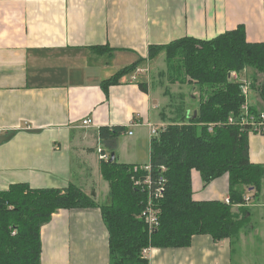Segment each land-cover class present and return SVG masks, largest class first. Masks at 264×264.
Instances as JSON below:
<instances>
[{"label": "crops", "instance_id": "obj_1", "mask_svg": "<svg viewBox=\"0 0 264 264\" xmlns=\"http://www.w3.org/2000/svg\"><path fill=\"white\" fill-rule=\"evenodd\" d=\"M238 27L247 43L264 44V0H0V192L14 185L64 191L73 183L106 203L99 148L113 152L118 164L146 166L157 136L150 130L158 134L198 112L197 87L186 92L179 88L184 85L154 83L165 54L150 58L149 48L186 38L210 41ZM134 65L102 89V82ZM237 74L248 82L252 77L247 70ZM249 101L256 112L264 108L254 89ZM86 119L92 124L83 126ZM114 127L127 132L98 138L99 129ZM247 142L251 164L264 171V134L249 132ZM191 181L194 201H229L227 175L204 186L192 170ZM247 194L254 223L235 243L197 235L187 247H149L147 264H264V174L259 196L252 198L251 189ZM252 236L261 258L246 263L241 253ZM40 241V264H109L98 208L56 212L41 227Z\"/></svg>", "mask_w": 264, "mask_h": 264}, {"label": "trees", "instance_id": "obj_2", "mask_svg": "<svg viewBox=\"0 0 264 264\" xmlns=\"http://www.w3.org/2000/svg\"><path fill=\"white\" fill-rule=\"evenodd\" d=\"M161 52L165 54V84L189 83L198 88L200 100L196 116H181L151 141V174L165 179L162 196L153 204L156 230L148 233L142 216L147 195L135 186L145 170L99 160L101 176L109 187L104 204L73 183L64 191L14 185L0 192V264H40V229L60 210H100L108 232L109 264H147L143 250L187 247L197 235L237 241L244 224L249 223L247 190L253 192L252 198L259 196L264 171L249 160L248 128L226 124L229 118L238 120L242 103L240 84L229 75L249 71L250 88L259 92L264 103V44L247 43L244 28L238 27L210 41L186 38L149 48L150 58ZM135 67L121 69L101 83L102 89L107 91ZM143 85L140 87L146 91ZM126 132L125 127L101 128L98 138L115 139ZM161 167L165 171L159 173ZM192 170L199 173L204 186L227 175L229 203L194 201Z\"/></svg>", "mask_w": 264, "mask_h": 264}, {"label": "built area", "instance_id": "obj_3", "mask_svg": "<svg viewBox=\"0 0 264 264\" xmlns=\"http://www.w3.org/2000/svg\"><path fill=\"white\" fill-rule=\"evenodd\" d=\"M230 79L234 83L240 84V92L242 96V103L240 106V116L238 120L229 118L226 124L238 125L241 128H248L249 132L263 135L264 134V108L258 112L252 110L250 107L249 93H250V82L247 79L240 78L236 72H231L229 75ZM92 124L90 119H86L82 122L83 126H89ZM151 137L156 136V130H150ZM99 160L107 161L109 155L105 154L101 148L98 149ZM146 175L141 180L135 181V186L140 188L141 192H145L147 195L146 210L142 213L145 218V222L148 225V233L151 234L156 230L158 222L156 219V211L154 210L153 204L158 201L164 191L165 179L160 175L151 174L150 163L143 167ZM165 168L161 167L159 173L164 172ZM226 203H229L226 200ZM14 234V232H13ZM147 249L142 251L143 256L146 258Z\"/></svg>", "mask_w": 264, "mask_h": 264}, {"label": "rangeland", "instance_id": "obj_4", "mask_svg": "<svg viewBox=\"0 0 264 264\" xmlns=\"http://www.w3.org/2000/svg\"><path fill=\"white\" fill-rule=\"evenodd\" d=\"M159 63V69H158V71L157 72H159L158 74H157V72H156V78L154 77V83H156V84H158V85H163L164 83H166V79H167V77H164V73L166 72V65H165V60L163 61V62H158ZM162 74V75H161ZM162 80V81H161ZM164 82V83H163ZM165 85V84H164ZM172 87H169L170 89H172V88H174V86L173 85H171ZM175 86H177V87H179L180 85H175ZM180 88V90H186V92H188V91H190L191 90V88H192V85L191 84H189V83H187V84H185L184 86H182V87H179ZM185 96V95H184ZM189 101V100H188ZM190 102V101H189ZM138 166H140L139 168H143L145 165H138ZM100 185V183L98 184V186ZM99 189H100V187H99ZM87 190H88V193L89 192H91L90 194H91V196H94V191L93 190H91L90 188H87ZM93 191V192H92ZM247 196H250L249 194H247ZM251 197V196H250ZM107 203V202H106ZM249 203V202H248ZM247 209L249 210V212L251 213V212H253V210L251 209V207H247ZM233 210H235L234 212H236V211H238V209H236V208H233ZM248 220V222H250L249 224H244V226L246 225V226H251V225H253V223H254V221H253V219H251V218H248L247 219ZM247 228V227H246ZM254 237L252 236V238H247V239H245L244 240V245H243V253H241V254H243V255H245V258H244V262H246V263H249V262H252L253 260H256V259H258V258H261V251L260 250H257L258 249V246H257V249H254V247H253V245H250V240H252ZM250 239V240H249ZM238 248V246L236 245L235 246V249H237ZM240 250V249H239ZM257 250V251H256ZM241 252V251H240Z\"/></svg>", "mask_w": 264, "mask_h": 264}, {"label": "water", "instance_id": "obj_5", "mask_svg": "<svg viewBox=\"0 0 264 264\" xmlns=\"http://www.w3.org/2000/svg\"><path fill=\"white\" fill-rule=\"evenodd\" d=\"M114 160H115L114 153L111 152V153H110V156H109V159H108V163H112Z\"/></svg>", "mask_w": 264, "mask_h": 264}]
</instances>
